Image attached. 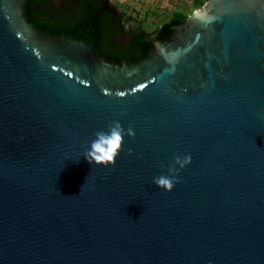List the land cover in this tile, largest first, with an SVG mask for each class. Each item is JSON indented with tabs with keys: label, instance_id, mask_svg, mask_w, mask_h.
Wrapping results in <instances>:
<instances>
[{
	"label": "water",
	"instance_id": "obj_1",
	"mask_svg": "<svg viewBox=\"0 0 264 264\" xmlns=\"http://www.w3.org/2000/svg\"><path fill=\"white\" fill-rule=\"evenodd\" d=\"M114 120L135 136L89 163ZM0 264H264V0L156 36L109 0H0Z\"/></svg>",
	"mask_w": 264,
	"mask_h": 264
},
{
	"label": "clouds",
	"instance_id": "obj_2",
	"mask_svg": "<svg viewBox=\"0 0 264 264\" xmlns=\"http://www.w3.org/2000/svg\"><path fill=\"white\" fill-rule=\"evenodd\" d=\"M126 135L134 137L135 131L131 127L125 130L118 120L111 121L107 131L98 130L94 133L95 139L91 141L90 148L85 149L83 156L89 163L95 162L96 165H104L105 167L112 165L114 167L116 158L122 151ZM131 152L132 149H128V153L131 154ZM191 161L192 157L190 154H186L183 157L175 156L174 163L179 165V168L169 166L168 172L172 175L161 174L156 176L153 178V183L160 188L171 191L179 182V177L176 174L181 168L190 164Z\"/></svg>",
	"mask_w": 264,
	"mask_h": 264
},
{
	"label": "rangeland",
	"instance_id": "obj_3",
	"mask_svg": "<svg viewBox=\"0 0 264 264\" xmlns=\"http://www.w3.org/2000/svg\"><path fill=\"white\" fill-rule=\"evenodd\" d=\"M206 0H110L117 10L130 18L137 26L143 27L147 35L153 36L154 30L167 21L172 11L183 10L193 13L197 3ZM188 14V15H189Z\"/></svg>",
	"mask_w": 264,
	"mask_h": 264
},
{
	"label": "trees",
	"instance_id": "obj_4",
	"mask_svg": "<svg viewBox=\"0 0 264 264\" xmlns=\"http://www.w3.org/2000/svg\"><path fill=\"white\" fill-rule=\"evenodd\" d=\"M202 5V3H197V7H200ZM189 13H186L185 11H183V10H174V11H172V14H171V16H170V18L167 20V21H165V22H163L160 26H158L155 30H154V32H153V36H156L158 33H160L163 29H165L166 27H168V26H170V25H172V24H174V23H176V22H179V21H181V20H183V19H185L186 17H187V15H188ZM139 29L145 34V35H147L148 33H147V31L143 28V27H141V26H139ZM147 36H151V35H147Z\"/></svg>",
	"mask_w": 264,
	"mask_h": 264
},
{
	"label": "flooded vegetation",
	"instance_id": "obj_5",
	"mask_svg": "<svg viewBox=\"0 0 264 264\" xmlns=\"http://www.w3.org/2000/svg\"><path fill=\"white\" fill-rule=\"evenodd\" d=\"M109 2H110V0H109ZM120 13H122V12H120ZM138 28H139V26H137Z\"/></svg>",
	"mask_w": 264,
	"mask_h": 264
}]
</instances>
